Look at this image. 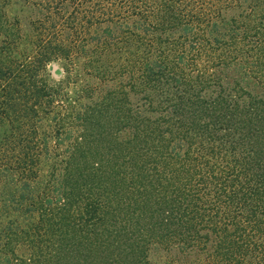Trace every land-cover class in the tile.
Segmentation results:
<instances>
[{"label":"trees","instance_id":"16d2710c","mask_svg":"<svg viewBox=\"0 0 264 264\" xmlns=\"http://www.w3.org/2000/svg\"><path fill=\"white\" fill-rule=\"evenodd\" d=\"M117 5L0 0V264H264V0Z\"/></svg>","mask_w":264,"mask_h":264},{"label":"rangeland","instance_id":"374dc122","mask_svg":"<svg viewBox=\"0 0 264 264\" xmlns=\"http://www.w3.org/2000/svg\"><path fill=\"white\" fill-rule=\"evenodd\" d=\"M138 1V8H141V6L143 5V0H137ZM114 2H116L118 5L116 6V8L120 7L122 0H114ZM109 6L106 7V10L110 12L109 10ZM7 10V15H6V19L8 22L14 21V17L18 16L21 20H20V25L19 27L23 29L24 33H30V30L33 33V25L30 24V17L31 16H35V11L33 10V6L31 3H27L26 5H23V1H19V2H12L11 5L6 7ZM140 11L138 10L137 12L133 13V18L136 21L134 23L133 29L135 30V32H143V27L144 25H148L147 22L150 18L146 19V16H142L140 13ZM107 14V13H106ZM122 15V14H120ZM113 19L114 20H118L119 23H121L120 28H118L120 30V33L118 34L120 37L119 44H118V48L113 46L109 49L108 52V57L109 58H118L119 60H127L126 58V50L124 44H126V40L128 39L129 33H128V27L125 26L124 22V17L123 16H119L116 17V13L113 14ZM118 23V24H119ZM108 23L106 21H101L98 24V28L97 30L94 32L96 35L99 34L101 32V27H104L105 25H107ZM110 25H113V23H111ZM108 25V26H110ZM22 29L21 32H22ZM135 44H138V42L140 41L141 38H139L138 36H135ZM27 44V42H25ZM54 65V66H53ZM60 66V61H55L52 63H49L48 68L46 69V75L50 80H55L57 81L59 78L63 77V76H59L56 69ZM102 120H106L107 118L103 117ZM101 124L99 126H96V130L94 133L95 138L97 139L98 145H97V151H103L105 146L104 144H107L108 140H112L113 139V131L115 129H112L111 126L108 125V122L105 123L104 128L100 127ZM72 133H74V131H72ZM106 141V142H105ZM109 144V143H108ZM104 146V147H103ZM152 259L157 261L156 264H162L164 257L162 255L161 252H155L152 255Z\"/></svg>","mask_w":264,"mask_h":264},{"label":"water","instance_id":"95a60500","mask_svg":"<svg viewBox=\"0 0 264 264\" xmlns=\"http://www.w3.org/2000/svg\"><path fill=\"white\" fill-rule=\"evenodd\" d=\"M54 66V65H53Z\"/></svg>","mask_w":264,"mask_h":264}]
</instances>
